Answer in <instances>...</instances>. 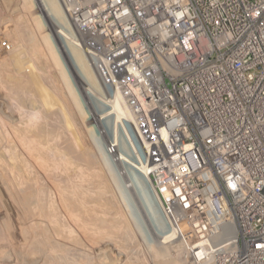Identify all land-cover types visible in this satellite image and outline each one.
Instances as JSON below:
<instances>
[{"label":"built area","instance_id":"2783aa9c","mask_svg":"<svg viewBox=\"0 0 264 264\" xmlns=\"http://www.w3.org/2000/svg\"><path fill=\"white\" fill-rule=\"evenodd\" d=\"M61 1L188 264H264V0Z\"/></svg>","mask_w":264,"mask_h":264},{"label":"rangeland","instance_id":"374dc122","mask_svg":"<svg viewBox=\"0 0 264 264\" xmlns=\"http://www.w3.org/2000/svg\"><path fill=\"white\" fill-rule=\"evenodd\" d=\"M40 1L0 0V263L156 264L144 238L159 209L143 175L104 153L114 116L98 121L109 105L65 79L53 49L74 57L39 8L60 0Z\"/></svg>","mask_w":264,"mask_h":264},{"label":"bare ground","instance_id":"6f19581e","mask_svg":"<svg viewBox=\"0 0 264 264\" xmlns=\"http://www.w3.org/2000/svg\"><path fill=\"white\" fill-rule=\"evenodd\" d=\"M37 1L36 2L38 6L39 5L42 6V1L40 0H37ZM55 2L56 1H52V3H50L51 10H49L50 11L49 14H46L43 7H39V8L41 9L42 13L46 16L47 25L49 24L48 26L44 25V29L46 30L47 28L48 29L50 28L52 30V33L57 37L56 39L59 40V42H60V37H62L65 48L67 49V51L70 52L72 57H74L73 63L71 61V63L69 64L68 58L65 60V62L62 61L58 56V52L57 51L55 52L53 49V52L56 58L60 61L59 64L61 66H65L67 64L68 69L64 73L65 79L70 85H73V87L76 88L75 86L76 84L79 86V89L81 91V95L83 96V98H85V96L88 97V98H85L86 101L90 102L92 101V97H94V95H99L102 98V100H104V102L109 105L107 108H104L105 111H101L100 113L95 110L96 112L95 115L97 116V120L101 122L102 120H105L109 116H114L113 131L111 134H109L108 143L106 146L107 149L105 148L106 151H104V153L106 152L111 153V156L113 155V157H115V160L117 161V163H119V165H121L120 166L121 168L122 166L125 167V165H127L128 168H130V170L135 171L139 173L140 175H143V177L145 178V182L148 186L149 192L152 195L153 201L159 209L160 216H161L160 224H157V222L153 220V224H152V226L154 225L152 229L153 233L147 232L146 234L147 237L144 238V240L150 239V242H151L149 243L150 245H148L146 242V245L148 246L147 248H149V251H151V254H154V261L156 264H178V263L188 264L186 254H185L184 244L182 242L174 241L170 233L166 231L164 232L165 223H164L161 211H160L161 201H160V197H158L157 191H155V181L151 178L150 168L146 166L147 162H145L141 157V150H140L141 146L140 145L142 143L141 142H140L141 144L138 143V141L135 138V134L129 129L126 123V120L131 121V119L133 118V116L131 115L132 113L129 108V103H128L129 99H127V97L124 96L126 93V87H124L123 84H118L117 85L118 89L115 92V94H109L107 92L104 82H108V79L106 78L102 79L104 73H106V70L104 71L102 69H99L100 74H101V77H100V75L98 74L99 72L98 67L96 68V64L95 62H93V59L90 55V53L93 51L89 52L88 49L84 47L82 38L78 34L79 33L78 30L70 22L68 18L70 14L69 12H73L74 7H77L78 3L76 2V4L70 5L68 7L69 12H67V9L63 6L61 0L58 4ZM65 19H67V21L71 23V25L74 27L75 31L77 32L78 36H75V37L72 36V34L70 33V29L68 28L66 24ZM49 42L51 46L54 47L50 37H49ZM61 45H62V42H61ZM94 52L95 54H98L96 51ZM86 75L88 77H86ZM74 82L76 84H74ZM107 85H109V82ZM132 86H133L132 84L129 85L130 88ZM129 87H128V91H129ZM139 99L141 101L142 97L139 96ZM79 104L83 108V104L81 101H79ZM148 150H150V148ZM132 157L134 159H132ZM135 158H136V161H135ZM119 170H123V169H119ZM126 175L128 176L127 173ZM123 176H125V174ZM127 179L126 181L128 185L126 184V186L129 187V189L135 190L136 187H134V185H136V183L133 181L134 185H132L131 184L132 180L129 183L130 180L128 181ZM156 180L158 181L157 183L159 184V187L161 188L171 187V183L169 185L162 184V181L165 182L164 176L162 179L161 177H157ZM138 182H139L138 183L139 193L143 195L144 190L142 192V188H140V185L144 186L142 184L143 182L141 183L140 180ZM148 213L150 214L149 210H148ZM146 215H145L146 219L150 217L148 216V214ZM171 249H173L172 251L176 252V254L175 253L173 254L170 251Z\"/></svg>","mask_w":264,"mask_h":264},{"label":"water","instance_id":"95a60500","mask_svg":"<svg viewBox=\"0 0 264 264\" xmlns=\"http://www.w3.org/2000/svg\"><path fill=\"white\" fill-rule=\"evenodd\" d=\"M35 1V0H34ZM37 1V0H36ZM38 2V1H37ZM42 15H43V19H44V21H46V24H47V20H46V16L42 13ZM49 25V24H48ZM52 36L54 37V40L57 42V37L52 33ZM58 47H59V45H58ZM60 48V47H59ZM61 49V48H60Z\"/></svg>","mask_w":264,"mask_h":264}]
</instances>
